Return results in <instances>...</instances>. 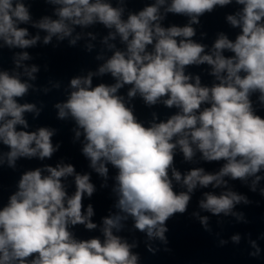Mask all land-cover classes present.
Returning <instances> with one entry per match:
<instances>
[{
    "label": "clouds",
    "instance_id": "1",
    "mask_svg": "<svg viewBox=\"0 0 264 264\" xmlns=\"http://www.w3.org/2000/svg\"><path fill=\"white\" fill-rule=\"evenodd\" d=\"M45 2L57 6L55 19L43 16L33 21L24 0H0L2 46L27 49L41 40L39 34L27 38L29 30L21 24L31 23L45 32V45L55 37L58 42L67 39L70 47L82 39H97L77 28L102 25L109 30L101 43L111 55L96 57L104 62L95 72L72 77L67 99L54 107L58 119L75 122V138L83 136L81 151L89 167L105 182L109 166L115 170L111 189L115 200L99 225L102 238H77L72 230L77 225L89 231L98 228L92 220L93 205L85 209L83 204L85 196L91 198L97 191L90 174L77 173L73 164L63 162L24 171L16 191L0 207V264H141L140 254L134 251L139 240L129 243L119 233L131 222L132 229L144 235L147 252L171 251L168 221L188 213L198 187L225 189L219 194L203 192L199 210L190 213L205 232L212 233L210 216L201 212L249 223L246 214L235 209L253 201L229 187V181H240L251 193L264 197L260 186L264 181V0H154L139 11H129L126 18L125 0H117V6L110 0ZM233 2L241 7L226 21L239 33L230 39L219 32L206 51L207 45L193 39V25L217 6ZM169 13L187 17L188 23L162 26ZM117 37L123 50L109 43ZM93 48L85 43L87 52ZM31 58L27 51L18 52L13 57L15 68L0 70V145L7 148L0 151V168L16 170L21 158L50 159L60 147L53 145L54 129L25 130L29 127L25 113H34L35 118L43 107L18 102L30 89L41 90L30 83L37 79L39 67L23 63ZM200 65L210 66L209 75L215 78L211 85L186 71ZM21 68L22 73L16 70ZM104 75L115 83L93 86V77ZM126 85L130 86L127 101L120 94ZM50 90L42 89L45 94ZM137 97L148 107L162 104L176 109L175 114L160 120L154 112L146 124L130 106ZM177 150L185 162L199 154L204 162L223 163L216 172L195 167L182 175L175 167ZM68 177H74L71 195L63 183ZM174 181L185 190H176ZM246 238L254 249L250 255L260 256L258 241L264 233L256 239L248 233ZM230 239L239 244L242 237L234 234ZM219 243L225 245L228 240Z\"/></svg>",
    "mask_w": 264,
    "mask_h": 264
}]
</instances>
